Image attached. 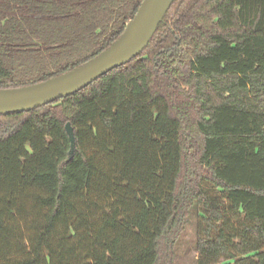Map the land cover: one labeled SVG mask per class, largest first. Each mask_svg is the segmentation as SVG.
<instances>
[{"label":"trees","instance_id":"16d2710c","mask_svg":"<svg viewBox=\"0 0 264 264\" xmlns=\"http://www.w3.org/2000/svg\"><path fill=\"white\" fill-rule=\"evenodd\" d=\"M143 1L0 0V89L96 58ZM193 209L197 264H264V0H175L130 63L0 117V264H175Z\"/></svg>","mask_w":264,"mask_h":264},{"label":"water","instance_id":"95a60500","mask_svg":"<svg viewBox=\"0 0 264 264\" xmlns=\"http://www.w3.org/2000/svg\"><path fill=\"white\" fill-rule=\"evenodd\" d=\"M174 1L144 0L121 37L109 49L74 70L38 84L0 89V117L32 111L74 95L130 63L146 49ZM65 129L71 142L69 158L72 159L76 148L74 129L69 123Z\"/></svg>","mask_w":264,"mask_h":264},{"label":"rangeland","instance_id":"374dc122","mask_svg":"<svg viewBox=\"0 0 264 264\" xmlns=\"http://www.w3.org/2000/svg\"><path fill=\"white\" fill-rule=\"evenodd\" d=\"M198 210L193 209L188 226L175 247V264H197L196 232Z\"/></svg>","mask_w":264,"mask_h":264}]
</instances>
